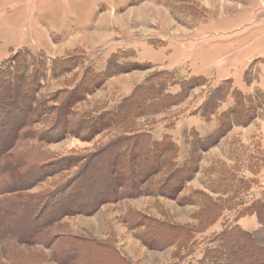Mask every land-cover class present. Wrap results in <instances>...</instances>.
I'll return each instance as SVG.
<instances>
[{"label":"rangeland","instance_id":"rangeland-1","mask_svg":"<svg viewBox=\"0 0 264 264\" xmlns=\"http://www.w3.org/2000/svg\"><path fill=\"white\" fill-rule=\"evenodd\" d=\"M0 98L30 112L0 264L223 262L261 233L264 0H0Z\"/></svg>","mask_w":264,"mask_h":264},{"label":"trees","instance_id":"trees-1","mask_svg":"<svg viewBox=\"0 0 264 264\" xmlns=\"http://www.w3.org/2000/svg\"><path fill=\"white\" fill-rule=\"evenodd\" d=\"M0 102H4L2 98H0ZM17 107L20 109L18 105ZM3 112L4 110L0 114V117H5L4 120L0 119V156L12 148L30 113H25L23 116L14 114V117L11 118V113H15V110ZM255 212L263 226L260 234L255 235L233 228L222 236L228 251L226 260L223 262L222 259L219 260L221 255L219 251H211L199 264H264V201H259L255 205Z\"/></svg>","mask_w":264,"mask_h":264}]
</instances>
